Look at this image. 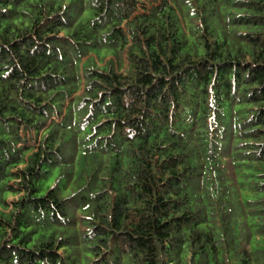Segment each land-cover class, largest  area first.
Masks as SVG:
<instances>
[{
	"label": "trees",
	"instance_id": "1",
	"mask_svg": "<svg viewBox=\"0 0 264 264\" xmlns=\"http://www.w3.org/2000/svg\"><path fill=\"white\" fill-rule=\"evenodd\" d=\"M0 264H264V0H0Z\"/></svg>",
	"mask_w": 264,
	"mask_h": 264
}]
</instances>
